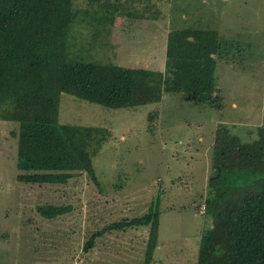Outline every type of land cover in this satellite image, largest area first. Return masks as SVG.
Instances as JSON below:
<instances>
[{"label": "rangeland", "instance_id": "374dc122", "mask_svg": "<svg viewBox=\"0 0 264 264\" xmlns=\"http://www.w3.org/2000/svg\"><path fill=\"white\" fill-rule=\"evenodd\" d=\"M141 1L135 7L153 8L133 19L114 14L109 34L92 47L86 45L84 25H76L86 37L79 53L162 72L170 30L188 25L214 30L233 42L232 54L215 66L222 109L196 106L172 93L133 109H108L63 95L59 123L96 127L106 135L91 158L96 182L81 172L56 185L15 179L11 133L17 126L0 121V264H142L147 227L108 232L88 254L82 247L108 224L146 213L157 195L158 242L150 264H196L200 236L211 225L202 201L213 133L219 124L246 128L263 122L264 0ZM41 205L69 211L46 219L37 211Z\"/></svg>", "mask_w": 264, "mask_h": 264}, {"label": "trees", "instance_id": "16d2710c", "mask_svg": "<svg viewBox=\"0 0 264 264\" xmlns=\"http://www.w3.org/2000/svg\"><path fill=\"white\" fill-rule=\"evenodd\" d=\"M141 3L0 0V121L17 126L11 134L19 183L64 184L81 172L96 182L91 158L106 134L96 127L59 123L63 95L108 109H133L172 93L196 106L222 109L215 66L228 59L233 42L214 30L200 25L170 30L162 72L106 64L79 53L86 37L74 30L76 25H84L86 45L92 47L100 35L103 40L109 34L114 14L133 19L153 8L148 3L135 7ZM262 100L261 125L219 124L213 133L211 175L202 201L211 225L200 236L196 264H264V95ZM159 199L157 195L146 213L88 236L83 252L90 253L95 240L108 232L147 227L142 264H150L158 242ZM37 211L51 219L69 207L41 205Z\"/></svg>", "mask_w": 264, "mask_h": 264}]
</instances>
